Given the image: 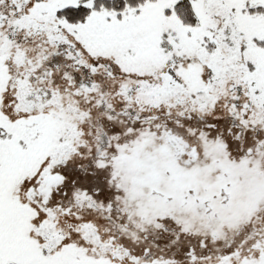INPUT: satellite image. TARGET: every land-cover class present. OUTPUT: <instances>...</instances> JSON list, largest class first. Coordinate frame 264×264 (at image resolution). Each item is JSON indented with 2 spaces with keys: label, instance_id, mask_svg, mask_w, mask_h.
Here are the masks:
<instances>
[{
  "label": "snow or ice",
  "instance_id": "1",
  "mask_svg": "<svg viewBox=\"0 0 264 264\" xmlns=\"http://www.w3.org/2000/svg\"><path fill=\"white\" fill-rule=\"evenodd\" d=\"M0 264H264V0H0Z\"/></svg>",
  "mask_w": 264,
  "mask_h": 264
}]
</instances>
